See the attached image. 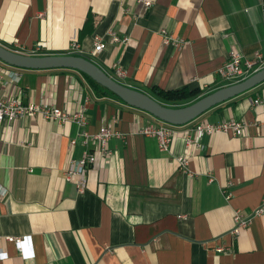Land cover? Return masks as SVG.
<instances>
[{
    "label": "crops",
    "instance_id": "0c3cea01",
    "mask_svg": "<svg viewBox=\"0 0 264 264\" xmlns=\"http://www.w3.org/2000/svg\"><path fill=\"white\" fill-rule=\"evenodd\" d=\"M152 1L146 8L137 0H0V44L67 54L76 37L83 56L111 75L120 63L125 76L119 80L150 95L153 86L209 94L233 84L217 74L232 47L249 56L264 49V0ZM163 28L185 40L181 48L164 45ZM109 30L130 41L109 42L93 54L94 36ZM0 75L5 98L82 109L89 133L107 123L128 134L109 140L112 155L97 154L79 192L64 173L96 146L83 142L84 128L39 114L0 122V185L7 192L0 194V253L7 254L0 264H264V215L237 238L231 234L235 209L264 204V104H254L264 98V82L176 126L163 152L156 138L137 133L158 124L157 117L78 70L3 62ZM230 120L250 124L246 135L198 139L202 121ZM187 134L198 141L188 167L194 176L178 161ZM232 244V251L217 250Z\"/></svg>",
    "mask_w": 264,
    "mask_h": 264
},
{
    "label": "built area",
    "instance_id": "2783aa9c",
    "mask_svg": "<svg viewBox=\"0 0 264 264\" xmlns=\"http://www.w3.org/2000/svg\"><path fill=\"white\" fill-rule=\"evenodd\" d=\"M144 7L149 8L153 5L152 0H137ZM264 18V13H263ZM161 34L163 36V43L166 46L173 45L175 48H181L185 43V40L181 37H178L170 33L166 28L161 29ZM127 43L130 41V37L126 36L121 38L115 31L109 30L106 35H95L94 36V47L93 54H98L103 51L109 42H119ZM41 47H35L31 49L30 52L26 51V48L23 45H16L12 50L31 54H36L40 51ZM83 49L76 39L72 37L68 53L74 55H82ZM95 62V61H94ZM114 73L112 76L114 79L120 81L119 79L125 76V70L120 63H115ZM264 68V49H259L253 52L252 55H246L241 50L236 47H232L228 52V59L223 63L218 69L217 74L227 81L236 83L242 81L249 77L250 75L256 73L257 71ZM107 72V71H106ZM1 77V75H0ZM121 82V81H120ZM254 104L263 105L264 98H257L254 100ZM39 114L49 120H60L62 122L74 121L81 128H84L80 132V136L83 137V142L87 145L90 141L96 143L94 149H85L82 158L73 159L69 163V167L64 173V178L66 181H70L76 184L79 192H84L87 187V174L90 168H92L97 161V154L102 153L103 155L110 156L113 154V151L108 147L109 140L113 137L125 140L128 136L127 133L120 130L112 129L109 124L105 123L101 129L94 134L89 133L85 130V127L88 124L87 116L84 110L80 109L74 113H70L65 109H61L56 106L43 105V104H28L25 105L20 102L18 99H9L0 95V122L4 119L16 120L24 116H31ZM250 124L245 121H222L217 124L210 123L208 121H202L196 127L198 139L200 140L205 134H212L214 132H226L231 133L236 136H245L247 133V128ZM174 125H171L167 122H164L159 119L158 124H149L143 127H140L137 130V133L154 137L158 141L159 149L163 152H168L172 145L173 138L176 134ZM196 138L193 135L187 134L186 136V147L187 151L178 156V161L180 163V168L187 172L189 175L194 176L192 171H189V163L191 159V147L196 144ZM76 139L71 140V144L74 145ZM6 189L0 185V194L6 195ZM231 196L227 195L229 198ZM260 215H264V204L259 205L256 208L251 209L250 211H243L242 209L234 210V225L231 230V234L234 238H237L243 229H246L250 226L252 220ZM8 240H16L19 245H24L26 242L24 239L7 237ZM234 244L226 247H218L219 252L222 251H232ZM23 248V246H20ZM0 256L6 257V253H0Z\"/></svg>",
    "mask_w": 264,
    "mask_h": 264
},
{
    "label": "water",
    "instance_id": "95a60500",
    "mask_svg": "<svg viewBox=\"0 0 264 264\" xmlns=\"http://www.w3.org/2000/svg\"><path fill=\"white\" fill-rule=\"evenodd\" d=\"M0 61L24 69H74L86 73L129 105L142 109L174 126L197 119L215 105L238 96L264 82V68L246 79L221 87L194 102L173 107L147 92L126 85L110 76L100 65L85 56L74 54L31 55L20 53L0 44Z\"/></svg>",
    "mask_w": 264,
    "mask_h": 264
},
{
    "label": "trees",
    "instance_id": "16d2710c",
    "mask_svg": "<svg viewBox=\"0 0 264 264\" xmlns=\"http://www.w3.org/2000/svg\"><path fill=\"white\" fill-rule=\"evenodd\" d=\"M81 73L85 75L93 85L101 87L105 91L116 95L115 93H113L112 91L102 86L97 81H95L92 77H90L86 73L84 72ZM206 94L208 93H202V90L199 87H195V88L184 87L178 89H165V88H160L158 86L152 87V95L154 96V98L173 107H179L190 104Z\"/></svg>",
    "mask_w": 264,
    "mask_h": 264
},
{
    "label": "rangeland",
    "instance_id": "374dc122",
    "mask_svg": "<svg viewBox=\"0 0 264 264\" xmlns=\"http://www.w3.org/2000/svg\"><path fill=\"white\" fill-rule=\"evenodd\" d=\"M0 63H3L2 61H0Z\"/></svg>",
    "mask_w": 264,
    "mask_h": 264
}]
</instances>
